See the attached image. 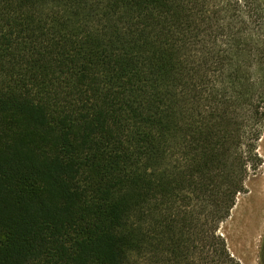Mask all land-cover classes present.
Returning <instances> with one entry per match:
<instances>
[{"label":"trees","instance_id":"16d2710c","mask_svg":"<svg viewBox=\"0 0 264 264\" xmlns=\"http://www.w3.org/2000/svg\"><path fill=\"white\" fill-rule=\"evenodd\" d=\"M263 138L264 0H0V264H240Z\"/></svg>","mask_w":264,"mask_h":264},{"label":"rangeland","instance_id":"374dc122","mask_svg":"<svg viewBox=\"0 0 264 264\" xmlns=\"http://www.w3.org/2000/svg\"><path fill=\"white\" fill-rule=\"evenodd\" d=\"M258 153L262 164L248 177L244 193L237 196L229 218L218 230L230 254L240 264H258L259 245L264 235V211H260L262 215L256 213L261 202L264 207V138L258 144Z\"/></svg>","mask_w":264,"mask_h":264},{"label":"bare ground","instance_id":"6f19581e","mask_svg":"<svg viewBox=\"0 0 264 264\" xmlns=\"http://www.w3.org/2000/svg\"><path fill=\"white\" fill-rule=\"evenodd\" d=\"M263 191H264V190H263ZM260 193H261V191H260ZM263 193H264V192H263ZM260 195H261V194H260ZM260 195H259V196H260ZM263 195H264V194H263ZM263 195H262V196H263ZM263 197H264V196H263ZM263 197H262V198H263ZM260 199H261V198H260ZM260 199H259L258 201L261 202ZM263 199H264V198H263ZM262 203H263V202L260 203V207H258V208H259V209H258V212H256V213L261 214V215H262V213H263V211H264V210H263L264 207L262 206ZM260 211H262V213H260ZM258 214H257V215H258Z\"/></svg>","mask_w":264,"mask_h":264}]
</instances>
